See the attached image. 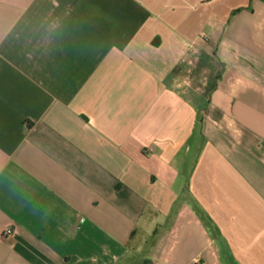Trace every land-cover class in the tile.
<instances>
[{
	"label": "crops",
	"instance_id": "1",
	"mask_svg": "<svg viewBox=\"0 0 264 264\" xmlns=\"http://www.w3.org/2000/svg\"><path fill=\"white\" fill-rule=\"evenodd\" d=\"M0 264H264V0H0Z\"/></svg>",
	"mask_w": 264,
	"mask_h": 264
},
{
	"label": "built area",
	"instance_id": "2",
	"mask_svg": "<svg viewBox=\"0 0 264 264\" xmlns=\"http://www.w3.org/2000/svg\"><path fill=\"white\" fill-rule=\"evenodd\" d=\"M9 234H11V229L9 228L3 232V236H8Z\"/></svg>",
	"mask_w": 264,
	"mask_h": 264
}]
</instances>
